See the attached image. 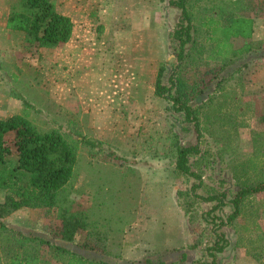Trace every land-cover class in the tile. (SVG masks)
<instances>
[{
	"label": "rangeland",
	"instance_id": "1",
	"mask_svg": "<svg viewBox=\"0 0 264 264\" xmlns=\"http://www.w3.org/2000/svg\"><path fill=\"white\" fill-rule=\"evenodd\" d=\"M17 1L0 0V118L22 114L42 130H77L101 143L102 150L79 148L80 163L70 198L90 207L91 225L81 230L73 243L60 238L59 209L23 208L7 218L8 226L71 249L86 241L95 244L99 231L107 232L109 251L120 256L118 260L114 256L107 259L116 264H143L146 259L209 264L206 248L216 238L202 215L216 202L199 201L191 209L198 217L185 216L179 192H188L198 181L176 177L172 153L173 141L195 145L198 133L192 123L169 109L170 103L156 94L155 87L163 66L167 68L164 84L169 87V75L177 64L179 44L173 32L181 11L170 0H56L59 12L74 19L75 33L65 46L44 49L27 44L23 33L6 28ZM223 6L241 7L240 14L254 20L252 39L230 41L234 49L248 44L254 51L224 68L218 59H211L212 45L206 34L200 31L195 36L193 49L198 55L204 51L205 60H195L198 65L192 73L202 78L208 89L193 104H204L206 118L212 119L221 110L236 119L234 123L212 119L233 131L229 135L222 132L219 143L211 147L212 135L206 133L203 140L211 151L194 171L206 183L198 194L227 191V196L233 197L238 190L229 165L250 162L252 132L264 133V0H202L195 12L202 18L216 16ZM222 22L227 23L224 18ZM236 92L241 95L240 102L232 106ZM19 96L34 108H25ZM208 127L221 132L218 125L209 123ZM220 150L224 160L217 155ZM113 154L128 162L115 159ZM10 160L11 164L18 160L15 150ZM263 162L262 156L256 165L264 167ZM246 168L242 178L248 185L262 179L260 170L249 163ZM0 194L3 201L5 191ZM251 204L252 209L237 222L245 228L246 243L251 236L258 237L262 246L258 250L261 261L256 262L249 251L247 259L264 264V193ZM232 212L228 205L213 215L226 220ZM221 231L235 240L230 226ZM40 253L48 264H66L64 254L46 245ZM87 256L103 258L96 252ZM244 256L234 246L228 247L217 254V264L218 259L219 264H240Z\"/></svg>",
	"mask_w": 264,
	"mask_h": 264
},
{
	"label": "trees",
	"instance_id": "2",
	"mask_svg": "<svg viewBox=\"0 0 264 264\" xmlns=\"http://www.w3.org/2000/svg\"><path fill=\"white\" fill-rule=\"evenodd\" d=\"M202 0H170V4L181 11V18L173 32L174 38L179 44L176 56L177 64L169 75V87L164 84V75L167 68H160L156 79V94L170 103V108L176 114L183 116L184 121L192 123L198 133V143L191 146H182L179 140L173 141V158L177 178L185 180L196 179L198 184L191 186L188 192H179V197L185 211V216L198 217L193 214V207L199 201L216 202L212 210L202 215L205 222L212 225L215 241L206 251L211 259L209 264H217V254L223 253L230 242L223 230L231 227L238 234V244L248 248L256 260L261 261L259 254L258 237H250L249 243L245 242L243 230L245 229L237 220L252 209L253 200L256 196L264 193V167L257 166L258 160L264 157V133L252 132L253 156L250 162L242 161L235 166H230L234 175L237 190L233 197L228 192L221 194L213 193L211 196L198 194V189L205 188V180L194 171L204 155L210 154L209 143L203 140L206 133L212 135L213 141L210 147L219 143L221 137L229 135L233 129L224 128L217 119H224L234 123L233 115L223 114L221 110L210 119L202 112V105L193 104L208 89L201 80L193 74L200 60H205L203 52L198 55L193 49L195 36L200 31L206 34L211 42V59L219 60L221 66L226 68L235 64L240 59L253 53L252 45H245L240 49H234L230 43L232 39L242 38L250 40L254 34V20L243 16L241 7H224L216 16L196 15L198 4ZM226 19L224 24L222 19ZM6 28L11 32H20L25 35V41L29 45H36L44 49L60 48L68 44L74 33V22L71 17L59 12L56 0H18L10 10L6 21ZM191 46L190 48H188ZM235 73V72H234ZM234 73L232 75H234ZM231 77V76H230ZM217 75L211 78L213 82ZM237 92L233 94V100L239 104ZM27 109L34 107L23 96H19ZM212 107V106H211ZM221 109V108H220ZM209 123L218 125L221 132L208 127ZM238 127V125H237ZM207 145L204 147V145ZM80 146L98 148L102 150V144L88 138L80 131L72 130L66 133L58 129L42 130L32 120L22 114H15L7 118H0V191H5L3 201H0V264H48L42 257L40 248L44 245L53 249L56 253L66 256V264H116L107 259L113 257L107 247V232L99 231L98 242L95 244L87 241L71 249L52 243L50 240L26 234L23 231L10 228L7 218L14 212L23 208H54L62 212V229L60 238L67 243H73L75 236L81 230L90 228V207L83 203H77L70 198L72 184L77 177L80 163ZM228 145L224 144V147ZM14 150L18 160L11 164L10 156ZM224 160L223 150L217 153ZM115 159L127 163L128 159L113 154ZM260 170L262 179L248 185L247 180L242 178L246 172V165ZM240 165V166H236ZM257 166V167H256ZM263 169V170H262ZM263 172H262V171ZM246 181V182H245ZM228 197V198H227ZM233 208V212L223 220L213 213L227 206ZM247 211V212H246ZM213 215V216H211ZM219 215V214H218ZM246 232V231H245ZM244 232V233H245ZM196 247V244L194 245ZM89 252H96L103 258L87 256ZM119 255L114 256L115 260ZM183 261L187 255L183 254ZM143 264H168L165 261H153L146 259Z\"/></svg>",
	"mask_w": 264,
	"mask_h": 264
},
{
	"label": "crops",
	"instance_id": "3",
	"mask_svg": "<svg viewBox=\"0 0 264 264\" xmlns=\"http://www.w3.org/2000/svg\"><path fill=\"white\" fill-rule=\"evenodd\" d=\"M63 13V12H62ZM63 14H65V13H63ZM65 15H67V16H69V17H71V15L70 14H65ZM73 18V17H72ZM74 20V19H73ZM74 22V21H73ZM74 33H75V25H74ZM73 33V34H74ZM73 38V37H72ZM0 192H3V191H0ZM2 194H0V196H1ZM243 217V216H242ZM241 218V217H240ZM232 231H233V233H234V235H235V240L233 241L232 239H230V238H228L229 239V242H230V249H231V247L232 246H234V248H236V249H238L239 250V252L240 253H244V260H243V263L245 262V264H256V263H254V262H252V261H249V259H247V258H249V257H247V252H248V249H247V247H245V246H243V245H239L238 244V234L236 233V231L234 230V229H232ZM252 258H253V256L252 255H250ZM256 262H258V260H255ZM242 262H240V264H243ZM218 264H219V259H218Z\"/></svg>",
	"mask_w": 264,
	"mask_h": 264
}]
</instances>
